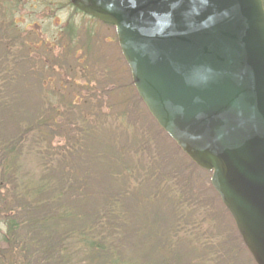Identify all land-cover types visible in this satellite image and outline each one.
Returning <instances> with one entry per match:
<instances>
[{
    "label": "rangeland",
    "instance_id": "obj_1",
    "mask_svg": "<svg viewBox=\"0 0 264 264\" xmlns=\"http://www.w3.org/2000/svg\"><path fill=\"white\" fill-rule=\"evenodd\" d=\"M14 19L30 31L21 35L29 50L47 53L48 67L38 74L29 72L31 60L21 64L22 78L9 88L11 109L0 110L2 130L12 138L41 115L58 119L43 141L30 135L20 148L18 177L46 188L30 205L12 198L18 234L39 252L31 264H255L211 174L187 158L138 98L114 28L63 0H18ZM62 46L72 53L59 60ZM82 69L99 77L89 82ZM84 85L90 105L81 101ZM0 205L1 239L7 205ZM63 210L70 217L58 221ZM91 226L110 256H87L73 245L72 235Z\"/></svg>",
    "mask_w": 264,
    "mask_h": 264
},
{
    "label": "water",
    "instance_id": "obj_2",
    "mask_svg": "<svg viewBox=\"0 0 264 264\" xmlns=\"http://www.w3.org/2000/svg\"><path fill=\"white\" fill-rule=\"evenodd\" d=\"M115 30L133 87L264 264L263 0H68Z\"/></svg>",
    "mask_w": 264,
    "mask_h": 264
},
{
    "label": "trees",
    "instance_id": "obj_3",
    "mask_svg": "<svg viewBox=\"0 0 264 264\" xmlns=\"http://www.w3.org/2000/svg\"><path fill=\"white\" fill-rule=\"evenodd\" d=\"M63 1L65 4L70 5L68 0ZM17 6L18 0H0V110L11 109L13 102L11 101V92L9 88L21 80L22 75L20 73V67L26 59L31 60L30 73L32 71L38 74H44L45 70L43 67H48V64H46L48 57L47 53H43V55L33 53L29 50L25 37L21 36L30 34V31L20 27V23L15 21L14 14ZM74 10L77 11L76 9ZM67 35L66 40L69 44L72 42L73 37L69 34ZM61 53V55L56 56L59 60L65 59L68 55L71 56L72 52L69 53L68 48L65 49L63 47ZM49 67L51 68L52 66L50 65ZM83 69L81 71L84 72V74L86 73L84 79L88 78L87 74L91 77L89 82L99 77L94 71ZM83 90L82 96L85 99L81 100L83 102L82 104L90 105L93 101L91 88L84 85ZM81 91L82 88L80 89V92ZM72 104L77 105V103L75 104L74 102H72ZM45 107L46 105L44 104V108ZM53 113L57 114L58 112L54 111ZM117 119L119 118L117 117ZM57 120L55 116H51L48 119L41 115L38 117V120L35 121L37 123L36 126L24 127L17 137L12 138L6 137L0 125V191L2 190V192H0V203L2 206L7 205L6 212L1 218V221L5 225V230L0 239V243L4 244L3 249L0 247V262L2 263L5 261L7 264H31L39 254L36 250L37 248L34 249L36 251L32 249L29 250V246L26 245V242L23 240L24 238L21 239V234H18L22 223L18 221V217L15 215L16 209L13 205L12 198H16V200L22 199L21 201H25L30 205L36 199L35 197L38 193L41 194L46 191L42 183L25 182L23 178L18 177L17 173L20 168L19 163L21 155L20 148L30 135L43 141L46 137L45 129L47 125H49V123L56 124ZM11 184H15V191L11 189L10 192L8 189L9 187H7V185ZM68 211L69 210L61 211L62 213L59 214L58 221H66L70 217ZM108 212L114 215L113 210ZM118 215L119 213L117 214V218H121V216L119 217ZM95 233L96 229L93 226L80 228L76 231L75 235H72L73 245L84 250L87 256H110L109 245H105L102 241L103 239L96 236ZM199 247L202 249V247L204 248L205 246L199 245ZM109 263L116 264L117 261L113 259L109 261Z\"/></svg>",
    "mask_w": 264,
    "mask_h": 264
}]
</instances>
